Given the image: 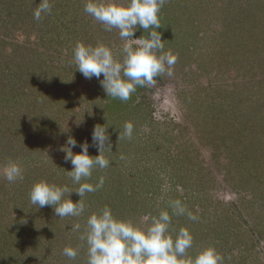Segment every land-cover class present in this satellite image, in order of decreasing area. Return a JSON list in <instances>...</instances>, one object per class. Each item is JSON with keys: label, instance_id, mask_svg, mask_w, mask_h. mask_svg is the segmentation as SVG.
I'll return each instance as SVG.
<instances>
[{"label": "rangeland", "instance_id": "rangeland-1", "mask_svg": "<svg viewBox=\"0 0 264 264\" xmlns=\"http://www.w3.org/2000/svg\"><path fill=\"white\" fill-rule=\"evenodd\" d=\"M40 2L0 0V264H87L80 236L105 206L140 228L167 210L173 239L180 228L192 234L193 258L211 246L222 264H264V0H166L157 30L163 52L177 57L172 75L137 87L128 101L107 97L103 75L85 79L73 61L78 42L105 44L122 60L119 30L105 31L84 11L86 0H50L51 13L36 20ZM141 36L148 32L138 28ZM126 122L131 139L122 135ZM98 124L108 127L111 163L82 179L104 178L82 198L84 213L59 218L32 205L41 180L79 187L62 149L73 137V153L87 141L98 155ZM9 162L22 180L4 178ZM177 199L184 215H172ZM67 246L78 249L75 259L63 255Z\"/></svg>", "mask_w": 264, "mask_h": 264}, {"label": "clouds", "instance_id": "clouds-1", "mask_svg": "<svg viewBox=\"0 0 264 264\" xmlns=\"http://www.w3.org/2000/svg\"><path fill=\"white\" fill-rule=\"evenodd\" d=\"M166 0H86L84 11L94 20L100 22L105 31L119 30V37L125 41L122 53L123 59L114 57L112 49L105 44L96 46L78 42L73 51V61L85 79L95 77L100 80L101 87L107 97L128 101L137 87H151L157 78L164 73L172 75V67L177 57L171 52H163L164 40L159 29L162 25L159 13ZM50 0H41L35 8L34 19L40 20L42 14H50ZM143 29L148 32V38L135 37V32ZM135 45V47H134ZM159 53V54H158ZM105 125V124H104ZM95 125L92 131V143L97 148L98 155H89L87 141L80 144L81 151L73 153L77 146L73 137L67 139L64 159L72 165L67 170L73 184L79 185L75 190L67 185L58 186L45 180L35 183L29 193L32 205L39 208L52 207L59 218L67 216L78 217L85 211L82 199L85 193L94 192L104 184L101 177L95 185L87 180L92 176L95 167L106 168L111 163L103 151L111 150L112 145L107 131L108 127ZM134 125L126 122L123 127V137L131 139ZM121 138L119 132L118 139ZM4 178L14 183L23 179V171L19 164L9 162L3 168ZM79 196L73 202L71 195ZM67 197V198H66ZM172 215L181 216L186 208L177 199L170 201ZM191 220L197 217L188 213ZM171 216L167 210H162L158 217L146 228L136 226L131 220L116 218L112 210L105 206L98 212L88 216L84 232L80 239L87 244V264H222L223 257L214 247H207L194 258L187 255V250L193 246V236L187 228H180L173 239L169 234ZM80 224L73 226L80 230ZM63 255L75 259L78 249L67 246Z\"/></svg>", "mask_w": 264, "mask_h": 264}]
</instances>
